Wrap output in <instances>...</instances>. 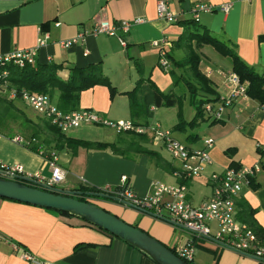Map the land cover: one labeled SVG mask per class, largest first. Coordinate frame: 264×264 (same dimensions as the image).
<instances>
[{
	"label": "crops",
	"instance_id": "crops-1",
	"mask_svg": "<svg viewBox=\"0 0 264 264\" xmlns=\"http://www.w3.org/2000/svg\"><path fill=\"white\" fill-rule=\"evenodd\" d=\"M160 1L178 14L179 23L169 24L159 18ZM198 4L232 5L229 13L216 11L201 14L196 23L232 46L246 65L264 77V0H0V54L34 48L42 28L50 34L52 41L39 50L40 64L62 65L59 75L64 80L69 78L71 68L101 64L103 72L117 90L114 96L107 86H96L82 92L78 110L94 111L112 121H134L130 99L124 93L135 89L141 78L150 79L165 94L168 91L176 95L179 88L185 87L184 79L191 80L190 75L185 77V69L175 67L171 61L169 69L162 68L159 49L152 44L159 42L169 55H174L176 61L183 60L186 51L175 49V42L187 27L180 22L192 21L191 9ZM138 19L143 22L124 36L125 46L115 37L90 34L104 20L120 24ZM84 33L85 39L70 48L59 45L60 41L72 40ZM197 51L201 57L200 72L209 80L211 89L218 98L229 96L228 78L234 73L232 60L208 45ZM191 81L198 83L194 78ZM59 95V91L49 95L57 106ZM160 109L152 110L153 116ZM178 118L180 121L181 116ZM145 120L136 121L142 125L151 124ZM175 122L165 130H171L175 138L177 133L185 135L184 141L193 149L203 148L207 138L215 141L210 150L212 165L206 168L201 178L185 184L188 199L195 206L211 197L209 179L213 173H223L233 165L252 167L264 162L258 153V146L264 147V106L248 96L240 98L219 123L199 121L194 129L175 132L178 124ZM91 127L85 126L84 131H76L77 136L72 138L101 142ZM196 128H199L197 133L188 132ZM51 136L52 133L44 140L37 139L33 143L34 151L24 143L15 142L17 137L24 141L21 136L9 139L0 134V162L7 166L21 165L28 174L50 178L51 168L46 157L56 154L67 174L65 182L58 188L68 192H79L77 190L82 188L117 187L124 176L140 197L149 195L155 183L168 187L181 184V179L175 176L181 164L168 156L161 143L148 138L151 135L147 136L150 143L145 146L159 152L163 163L169 164L166 167L175 169V172L164 170L148 155L135 152L123 157L111 149L95 151L80 148L74 154L67 147L58 148L54 137L48 141ZM252 183L257 187L253 188ZM200 187H204V192L202 197H197L195 191ZM238 201L245 202L255 211V220L264 228V169L244 188ZM98 204L128 224L138 226L169 249L176 251L179 246L192 243L195 249L193 264H263L250 256L194 238L166 222L154 220L121 204ZM0 233L4 236L0 243V264H36L19 257V246L31 253L39 264H156L118 238L85 226L78 218L60 216L43 208L3 199H0Z\"/></svg>",
	"mask_w": 264,
	"mask_h": 264
},
{
	"label": "built area",
	"instance_id": "built-area-1",
	"mask_svg": "<svg viewBox=\"0 0 264 264\" xmlns=\"http://www.w3.org/2000/svg\"><path fill=\"white\" fill-rule=\"evenodd\" d=\"M231 4L216 6L209 4H198L191 9L192 21L199 22L201 14L223 11L230 12ZM159 18L169 24L179 23L178 14L170 11L164 1L158 4ZM143 20L123 21L120 24H112L104 20L94 27L90 33L93 36H108L117 38L125 46V35L131 29L141 24ZM121 33V34H120ZM86 34L79 37L60 41L63 48H70L83 41ZM52 39L48 32L42 28L39 30V38L34 48L16 50L9 54H0V95L9 91L10 67L24 68L33 65L38 60L39 50L51 43ZM155 48L159 49V64L164 69H169V53L159 42H153ZM228 83L230 94L220 98L216 102L204 105V114L207 121L220 122L224 120L225 114L242 97L247 96V85L243 84L236 73L229 75ZM11 100H23L35 112L40 114L45 121L57 128L61 133L69 136L83 126L104 127L121 133H133L136 135L152 136L155 142L161 143L170 157L179 162L181 167L176 172V177L181 180H195L201 178L208 166L213 161L210 150L215 146L212 138L204 140L201 149H193L177 138L171 130H165L159 123L137 124L132 120L112 121L102 114L90 110H76L65 113L54 104L48 94H31L25 90L18 92L13 90L10 94ZM154 110V108L152 109ZM18 144L29 145L21 138H15ZM33 140L31 143H35ZM264 149L262 146H258ZM45 157V156H44ZM51 168V177L44 178L41 174H28L21 165L7 166L0 162V178L26 183L29 186L45 189L60 190L58 187L65 182L66 172L59 164V157L51 154L46 157ZM263 166L258 162L252 167L229 168L223 173H213L209 179L212 194L211 197L199 206H195L188 199V188L185 184L176 187H168L162 183H155L151 193L140 197L129 185L128 178L124 176L117 187L99 189L101 195L89 194L86 200L91 204L105 202L104 198H110L112 202L118 203L126 208L147 214L157 220L166 222L173 228L182 230L194 238L212 242L217 246L234 250L238 253L250 256L264 264V247L258 240L256 234L248 224L238 218V200L245 187L249 186L255 177L262 171ZM64 191V190H63ZM4 236L0 233V243ZM176 255L187 264H193L195 260L194 245L190 242L176 248ZM17 254L20 258L39 264V261L23 247H18Z\"/></svg>",
	"mask_w": 264,
	"mask_h": 264
},
{
	"label": "trees",
	"instance_id": "trees-1",
	"mask_svg": "<svg viewBox=\"0 0 264 264\" xmlns=\"http://www.w3.org/2000/svg\"><path fill=\"white\" fill-rule=\"evenodd\" d=\"M180 24L186 25L185 33L180 37V39L175 42V49L186 51L185 58L181 61H176L174 55H169V60L173 63L175 67L185 69L186 74L191 73L194 80H196L198 85L187 78L184 79L187 85L190 95L191 104L195 109V117L191 122H187L185 119L180 118L179 123L175 126V132L186 131L189 128H194L197 126L199 121H205L204 105L210 102H216L220 98L217 97L215 92L211 89L209 85V80L203 76L200 72L201 57L197 47L208 45L213 47L221 55L228 57L233 62V71L236 73L241 82L247 85L246 95L251 99L258 101L261 106H264V77L258 74L254 69L246 65L236 54L232 46L228 43L221 41L215 35H213L208 29L201 28L195 21L187 20L180 22ZM200 27V28H199ZM194 44L196 46H194ZM63 70L62 65L55 63L40 64L39 61L33 65H27L24 68L10 67V75L8 78L9 87H13L14 90L20 92L25 90L31 94H48L53 96L55 91H59V103L58 107L65 113H71L79 109L80 96L82 92L95 88L96 86H107L109 87L112 96L117 93L116 88L112 85L110 78L103 72L102 65H90L85 68H71L70 76L67 80H64L60 75V71ZM187 77V76H186ZM178 78V82H179ZM130 99L131 112L133 120L138 124V121L142 118L147 119L153 116L152 109L157 108H173L179 105L182 101V97L172 93H163L155 85L153 81L147 78H141L135 89L125 92ZM20 100V99H18ZM45 122V121H44ZM219 123V122H213ZM46 126L53 134V140L57 142L58 148L67 147L71 149L74 154L78 152L80 148L86 150L95 151H106L111 149L114 153L126 157L128 153H139L146 154L151 159L157 162V165L164 170H169L168 163H163V158L159 152L147 148L150 143L147 135H136L130 134L133 138L125 145V152L120 153L115 144L105 143V142H89L84 140H79L71 138L63 133H61L57 128L50 125L47 121ZM27 147L31 150L36 151L33 143L30 142ZM38 151V150H37ZM230 154V150L228 152ZM258 153L262 158H264V149L258 148ZM262 166L264 169V162L262 161ZM232 168H240L233 165ZM178 170V169H177ZM176 170V171H177ZM169 172H175V169H170ZM181 184H188L190 180H180ZM252 187L257 186L252 183ZM79 192H72L76 195V198L80 201L87 202L86 196L89 194L101 195L99 189H84L77 190ZM7 200V199H3ZM105 202H112L110 198H104ZM10 201V200H9ZM14 202V201H13ZM239 213L238 218L243 223L249 225V227L256 234L258 240L264 247V228H262L254 218L255 211L252 210L245 202L240 201L239 203ZM99 206V204H96ZM100 207V206H99ZM102 208V207H101ZM54 212L60 216L72 217L69 214L61 213L49 209H45ZM108 212V211H107ZM110 213V212H109ZM85 226L91 227L97 231L103 232L111 237H114L109 232L101 230L95 226H92L84 221H82ZM134 226V225H133ZM139 228L138 226H135ZM149 234V233H148ZM174 254H176L174 249H170ZM191 264V263H190Z\"/></svg>",
	"mask_w": 264,
	"mask_h": 264
},
{
	"label": "water",
	"instance_id": "water-1",
	"mask_svg": "<svg viewBox=\"0 0 264 264\" xmlns=\"http://www.w3.org/2000/svg\"><path fill=\"white\" fill-rule=\"evenodd\" d=\"M0 199L69 214L109 232L156 264H187L147 232L128 224L98 205L78 200L72 192L45 190L0 178Z\"/></svg>",
	"mask_w": 264,
	"mask_h": 264
},
{
	"label": "rangeland",
	"instance_id": "rangeland-1",
	"mask_svg": "<svg viewBox=\"0 0 264 264\" xmlns=\"http://www.w3.org/2000/svg\"><path fill=\"white\" fill-rule=\"evenodd\" d=\"M194 46H196L194 44ZM202 47V46H200ZM200 47H197L196 50L200 49ZM174 70V68H173ZM186 71V70H185ZM177 73V72H176ZM190 75L191 80H193V77L191 73L186 74L185 77ZM180 76V75H179ZM176 81V79L174 78ZM185 87L179 88L177 90V95L182 97V101L179 103L178 106L175 108H161L156 112V114L152 117H148L145 121L150 122L151 124H154L156 122L161 123L163 129H167V127H170L172 123H179V116H183V118L187 122H191L195 116V109L194 106L190 105V91L183 83ZM162 88L165 89V84L162 83ZM13 87H9V91H4L1 98H0V134L8 137L9 139H13L15 136H21L24 141L31 142V140H44L46 137L50 136L52 132L48 129V127L44 123V118L35 112L31 107L27 106L28 104L23 100H11L10 94L13 91ZM167 91V90H166ZM168 93V91L166 92ZM184 93H186V97H184ZM22 105H20V103ZM24 102V103H23ZM27 104V105H26ZM46 122V121H45ZM85 126L80 128L78 131H84ZM92 126L94 133H97V138L103 142H109L111 144H115L118 148V151L120 153L125 152V148L127 147L125 145V141L128 140V142L131 139V135L128 133H121L120 135H117L115 131L104 128V127H96ZM197 127V126H195ZM194 127V128H195ZM193 128V129H194ZM199 128H196L193 130H188L189 133H197ZM77 131V132H78ZM176 138L186 144L187 142L184 141L183 137L185 135L177 133L175 134ZM72 137L77 136L74 133L69 135ZM52 136L48 139V141L52 140ZM96 137H92V139H97ZM152 140V136L148 137ZM38 141V140H37ZM113 142V143H112ZM187 145V144H186ZM167 152V150H165ZM130 154V153H128ZM127 154V155H128ZM168 156L169 153L167 152ZM106 188V187H105ZM100 189H104L100 188ZM196 192L197 197H202V193L204 192V187H200ZM135 211V210H134ZM137 212V211H136ZM153 218V217H151ZM154 220H157L153 218Z\"/></svg>",
	"mask_w": 264,
	"mask_h": 264
}]
</instances>
